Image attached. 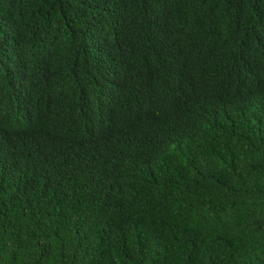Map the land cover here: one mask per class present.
I'll list each match as a JSON object with an SVG mask.
<instances>
[{
    "label": "trees",
    "instance_id": "obj_1",
    "mask_svg": "<svg viewBox=\"0 0 264 264\" xmlns=\"http://www.w3.org/2000/svg\"><path fill=\"white\" fill-rule=\"evenodd\" d=\"M0 264H264V0H0Z\"/></svg>",
    "mask_w": 264,
    "mask_h": 264
},
{
    "label": "clouds",
    "instance_id": "obj_2",
    "mask_svg": "<svg viewBox=\"0 0 264 264\" xmlns=\"http://www.w3.org/2000/svg\"><path fill=\"white\" fill-rule=\"evenodd\" d=\"M13 85L15 87L13 90L16 94L12 98V113L7 118L6 125L10 133L16 132L18 134L32 127L40 116L30 98V93H34L30 82L17 80L13 82ZM102 101L103 99L101 98L100 102ZM64 108L49 109L46 123L42 120L40 121L34 138L33 148L35 151L47 149L46 140L57 139L71 129L73 124L70 120V114L64 113ZM13 113L14 116H12Z\"/></svg>",
    "mask_w": 264,
    "mask_h": 264
}]
</instances>
